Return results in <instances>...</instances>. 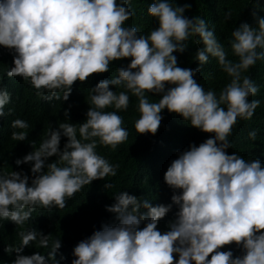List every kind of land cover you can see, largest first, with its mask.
Instances as JSON below:
<instances>
[{"label":"clouds","instance_id":"obj_1","mask_svg":"<svg viewBox=\"0 0 264 264\" xmlns=\"http://www.w3.org/2000/svg\"><path fill=\"white\" fill-rule=\"evenodd\" d=\"M129 3L0 0V46L14 52L15 66L7 75L29 82L44 99H60L57 93L63 91L66 101L75 82L87 83L93 74L108 72L111 62L131 59L127 68L117 69L116 78L100 81L92 88L94 108L89 107L86 122L79 124L80 137L90 142L77 138L76 124L61 123L38 150L16 160L17 165L31 162V172L39 173L31 186L26 174L12 171L0 175V219L23 225L37 207L63 209L66 200L83 186L116 175L119 166L97 154L95 138L112 149L128 139L123 118L115 111H102L113 105L117 110H127L129 95L109 90V85L123 84L139 100L138 134L155 135L162 120L160 113L166 108L214 137L179 153L164 174L165 183L173 189L171 200L178 207L168 231L161 233L157 225L172 204L154 207L148 200L120 192L115 203L106 207L119 222L103 224L101 230L80 241L73 249L76 259L72 264H264V164L226 152L232 147L229 137L238 118L250 120L260 105L259 100H249L259 89L242 73L264 59V18L258 19L256 28L244 22L232 32L231 49L238 57V62H233L203 18L184 15L190 4L173 7L169 0H153L148 14L159 27L144 36L138 35L136 27H124L134 15ZM230 16L226 14V18ZM194 35L200 38L196 43L203 45L196 51L199 64L203 66L209 56L214 57L232 78L219 97L194 79L199 68L177 66L173 53H183ZM166 85L171 87L166 90ZM45 92L51 95L45 96ZM146 93L163 95L158 103H150ZM10 101V94L0 88V118ZM221 105H226V110ZM11 127L27 129L29 125L16 119ZM62 135L68 138L63 151ZM27 136L26 131L12 133L17 141ZM249 137L256 140L257 132H250ZM53 156L67 166L46 164ZM20 235L21 246L6 249L18 254L13 264H48L49 260L59 264L55 257L60 240L47 255L37 252L25 256L20 253L38 239V234L29 231ZM233 243L243 249L242 256L220 250ZM39 245L48 247V236L39 233Z\"/></svg>","mask_w":264,"mask_h":264},{"label":"trees","instance_id":"obj_2","mask_svg":"<svg viewBox=\"0 0 264 264\" xmlns=\"http://www.w3.org/2000/svg\"><path fill=\"white\" fill-rule=\"evenodd\" d=\"M153 0H130L127 5L129 11L134 15L125 22L124 27H136L138 35L148 36L154 28H158L157 21L148 14V7ZM173 7L190 4L191 7L184 12V15L193 19L203 18L208 29L213 31L217 40L224 46L227 58L238 62L231 49L233 40L232 32L241 23L247 22L251 27H258V19L264 18V0H169ZM231 13L230 18L226 14ZM199 36L194 35L186 42L187 49L183 52H174L177 57V66L186 69H197L200 71L194 79L204 89L212 90L217 97L224 88L231 82V77L225 73L216 58L209 56L207 64L201 66L196 60V51L203 47L202 42L197 44ZM259 50V49H258ZM14 52L0 46V88L6 90L11 101L8 103L3 118H0V175H8L12 171L20 172L28 176V185L37 174L31 172L32 163L16 164L17 159L38 150L40 144L48 138L52 129H58L61 123H72L77 125V138L84 141L79 134V124L86 122V113L89 107H93L91 96L94 94L92 88L100 81L111 80L118 75L117 69L130 64L131 59H121L111 62L109 71L103 74H93L88 78L87 83L75 82L72 92L66 101H63V91H58L60 99H44L36 94L31 84L21 77H9L7 72L14 67ZM242 76H249L259 91L249 100H259L260 105L256 108L255 114L250 120L238 118L237 124L233 127L229 141L232 145L226 152L231 155L237 153L246 161L259 159L264 164V59L258 60L255 66ZM171 85H166V90ZM109 90L119 94L126 92L130 97L127 110H117L114 105L103 109L104 112H117L123 118V125L128 132V139L119 144L115 149L102 145L99 138L95 151L104 157L113 166L118 165L115 176H107L105 179L94 180L91 184L85 185L73 197L66 200V207L63 209L53 208L51 211L37 207L31 219L23 225H16L11 220L0 219V264H13L17 257L15 251L8 252L6 249H13L21 246V232L36 231L38 239L26 246L20 255L30 256L40 252L47 255L52 249L55 241H61V248L55 257L59 264H72L76 259L73 256L74 247L82 240L90 237L94 231L101 230L103 224L115 225L119 221L115 214L106 211L107 206L115 203V196L120 192H127L129 195L139 197L141 201L148 200L152 206L172 204L171 211L159 220L157 228L161 233L169 230L168 224L173 221L178 207L172 202L173 189L164 181V174L171 162L178 157V154L188 150L189 146H199L214 134L205 133L191 127L188 121L177 114L169 113L165 108L160 115L161 124L155 135L151 133L138 134L135 123L140 118L139 100L123 84L109 85ZM45 96L51 93L45 92ZM150 103H158L163 94H147ZM226 110V105H221ZM65 111L68 115L65 116ZM21 119L28 123L27 129L12 128L14 120ZM257 132L256 140L249 137L252 131ZM26 131L27 139L17 141L12 138L13 132ZM68 138L61 136L60 150L63 151ZM56 162L57 166H67L58 157L53 156L47 163ZM47 171V167L43 169ZM111 187L105 188V184ZM179 194L180 190H176ZM147 212V209H141ZM144 224L141 225L143 227ZM39 233L48 236V247L39 245ZM221 251H232L233 256H242L244 251L236 244L228 245ZM210 258V257H209ZM178 260V255L176 256ZM48 264H54L49 260Z\"/></svg>","mask_w":264,"mask_h":264}]
</instances>
